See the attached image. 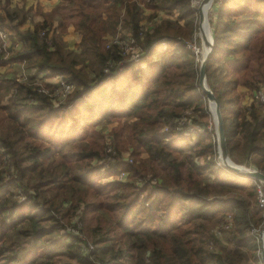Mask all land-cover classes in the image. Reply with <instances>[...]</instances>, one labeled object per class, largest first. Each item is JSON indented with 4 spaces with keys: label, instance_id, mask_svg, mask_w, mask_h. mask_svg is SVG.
<instances>
[{
    "label": "trees",
    "instance_id": "1",
    "mask_svg": "<svg viewBox=\"0 0 264 264\" xmlns=\"http://www.w3.org/2000/svg\"><path fill=\"white\" fill-rule=\"evenodd\" d=\"M189 1L61 0L58 32L71 24L79 53L66 49L49 19L20 30L25 14L2 7L0 27L10 26L22 43L6 60L34 73L23 82L0 77V264H262L254 182L216 166L211 133L194 142L181 136L210 123L198 62L184 42L194 28ZM144 8L176 9L185 25L167 19L144 30ZM121 22L146 71L123 54L125 37H115ZM211 32L205 79L219 102L227 156L264 174V100L242 111L231 97L238 85L264 90V0H223ZM161 43L170 49L156 67L148 58ZM82 54L90 74L80 67ZM6 60L0 53V65ZM58 76L70 93L50 83L43 93L33 83ZM94 114L135 118L111 132L117 151L129 144L132 162L109 155L103 163L123 169L122 179L96 177L92 162L107 148L102 134L73 136V124ZM56 155L60 171L44 163ZM71 216L79 235L64 229Z\"/></svg>",
    "mask_w": 264,
    "mask_h": 264
},
{
    "label": "rangeland",
    "instance_id": "2",
    "mask_svg": "<svg viewBox=\"0 0 264 264\" xmlns=\"http://www.w3.org/2000/svg\"><path fill=\"white\" fill-rule=\"evenodd\" d=\"M138 1H143V3L146 5H148L149 3L155 4V3L159 2V0H138ZM222 1L223 0H211V1H208V2L203 3V4H201V0H197L196 3H192V0L189 1V7L193 11L194 28H193V32H192L191 36L189 37V39L184 40V42L187 44V46H190V45L196 46V48L198 50V54L196 56V60L198 62V70H199V64H200V62L204 56V53H205L204 44H203V41L201 39L204 36L203 32L204 31L209 32L210 36L212 37L211 31H212L213 22H214L215 15H216V10L219 8V6L222 5ZM9 2H10V8L11 7L15 8L16 6H12L13 2L16 4H20V5H26V4L30 5V4L34 3V0L32 2H29L28 0H9ZM37 4H38V2H37ZM202 6H203V11H202ZM208 6H209V9H208ZM198 9H200L202 19H204L206 17V19L201 20V22H199V10ZM207 9H208V11H207ZM9 10H12V9H9ZM206 12H207V14H206ZM51 17L54 19L59 18L60 17L59 9H58V11H57V9H54L51 12ZM167 19L171 20V21L177 20L181 26L185 25V22L182 19H178V10H176V9L152 10L150 8H144L143 13H142V19H141L140 23L144 28L151 29V28L156 27L157 25H160L161 22H163ZM129 31H130L129 28L127 26H125L123 22H121L120 25L117 27V35L115 37L116 38H118V36L122 37V38L125 37L123 41L125 43H129V41L130 42L132 41V40H130ZM79 41H80V39H79ZM64 45H65V43H64ZM65 47H66V49H68L66 45H65ZM155 49L157 51L156 54H153L148 59L150 61H156L155 66L159 67V65L162 62L161 55L166 53L167 51H169L170 48H169L168 44L161 43L159 46H157V48L155 47ZM68 50H70V49H68ZM71 51L79 53L80 49L78 47L77 50H71ZM130 51L131 52H129L127 54V57H131V59H134L135 55L136 56L138 55V50H136L134 48ZM79 61H80V67H82L86 73L90 74V72H89L90 71V61L83 54L80 55ZM133 63L138 67V69H142L144 71L147 70L148 61L146 62L143 60V61L139 62V60L138 61L136 60ZM0 73H5V69L4 68L0 69ZM0 77H2V76H0ZM58 79H59L58 77H53V78L43 80V81H40V79H37L36 81H33V83L40 85L41 88H44L45 83H56L58 81ZM231 92H232L231 97L237 96L238 104H236V105L242 111H244V109L250 104V102L255 100V95L258 94V92L248 91L245 87L240 86V85L234 86V89L231 90ZM261 92H264V90H262ZM115 97H116V95H115ZM55 103H56L55 107H58L57 104H60V103H57V100H55ZM206 103L208 106V111L210 113L209 126L207 127V129L205 131L201 130V132H197V134H194L192 137L187 138V137L183 136L185 140L188 141L189 139H191V141L194 142L197 140V135L207 132V133H211L212 140H214V142L216 144L217 138H216L215 124H214V117H213V113H212L213 112V110H212L213 106H212V104H209L207 99H206ZM69 109H72L71 106ZM74 111H77L76 108L74 109ZM89 117H93V120H91L90 122H85L84 124H80V125L78 124V122L73 124L74 125L73 127L75 129L73 136L81 135V134H83L84 131H87L88 134H90L91 131H97L98 133L103 135V144L105 147L106 146L110 147L111 152L107 153L106 150L104 151V148H103V150L101 152V158H99L98 160H94L92 162V167H94V166H95V168L97 167L96 177L100 178V181L106 182V181L113 179L116 175H119V174L125 172L121 168L110 167V166H106L105 164H103V163H106L108 161H111L109 158V155L118 157L120 160L124 161L127 164H129L130 158L132 159V157L130 155V146L128 143H126V141L123 143V146H122L123 149L119 148L120 151H117V149L114 146V142H113L114 139L111 136V132L113 130L115 131L119 128L118 124L130 125L131 122L133 120H135V118L134 117H130V118L125 117L123 119H119V118L116 119V118L109 117L107 119H102V118L100 119L99 114H97V115L94 114L92 116H88V115L85 116V118H89ZM77 125H79V127L76 128ZM195 126H197V125H192L191 127H195ZM165 130H166V128L163 127V131H165ZM123 139H126V133H124ZM85 141H86V143H88L87 145H90L89 137L86 138ZM83 144H85V143L77 142L74 145H76L77 147H81ZM72 145H71V147H72ZM215 152H216V158H215L216 160L215 159L214 160H215L216 166L224 167L219 161V154H218L217 146H216ZM104 156H105V158H104ZM140 158L143 160H146L145 153L142 152L140 154ZM102 159L104 162L102 161ZM44 163L45 164L48 163L51 168H55L56 171H60L59 156L56 155L52 159H47L44 161ZM240 166L246 167L248 169H253L252 167H248L245 165H240ZM253 170H256V169H253ZM262 216L264 217V214H262ZM74 217L75 216H71L68 219L69 222H67L66 226L64 227L65 231L69 232L71 234L76 233L74 228H72V227H74L73 226L74 220H75ZM263 226L259 230L254 231V233H256V234L258 233V235H259V232L263 228ZM259 239H260L259 245H260V249H261V245L262 246L264 245V236H262ZM259 254H260V251H259Z\"/></svg>",
    "mask_w": 264,
    "mask_h": 264
},
{
    "label": "crops",
    "instance_id": "3",
    "mask_svg": "<svg viewBox=\"0 0 264 264\" xmlns=\"http://www.w3.org/2000/svg\"><path fill=\"white\" fill-rule=\"evenodd\" d=\"M28 1L32 2L33 0H28ZM60 4H61V0H34V3L30 5L27 4L20 5L13 2L12 6H16V7L10 8L9 0H0V15L4 16V12H3L4 9L2 7H6V9L11 13L16 11V13L19 12L25 14L26 18L25 21L21 23L19 27L20 30H32L33 26L36 23H40L44 19H49V21L51 22L50 28L53 29L55 33L60 35L61 40L63 41V43H65L67 48L70 50H77L80 34L77 31H75L74 27L71 24H69L65 28L64 32H58L57 26L60 17L55 19L51 17V12L54 9H57L58 11ZM17 20L18 19H15L12 23L16 24ZM0 29L5 30L9 33L13 44H16V42H21L18 41V39H16L15 35L12 33L10 26L0 27ZM21 45L22 43H19V47L17 48H15L14 46L13 47L18 50L21 48ZM7 58L8 55L5 57V60ZM2 68L5 69V73H0V76L5 78H15L17 81H23L27 75L34 73V70L26 62H12L6 60V62H4L3 65H0V69Z\"/></svg>",
    "mask_w": 264,
    "mask_h": 264
},
{
    "label": "water",
    "instance_id": "4",
    "mask_svg": "<svg viewBox=\"0 0 264 264\" xmlns=\"http://www.w3.org/2000/svg\"><path fill=\"white\" fill-rule=\"evenodd\" d=\"M210 0H201V4L206 3ZM199 10V22L202 20L201 12ZM204 44L205 53L204 56L199 64V70H198V88L203 93L207 101L212 103L213 105V117H214V124H215V131H216V145L217 150L219 154V161L220 163L227 168L228 170L232 171L234 174L245 177L250 179L251 181H260L264 183V174L258 170L248 169L246 167H242L238 164L233 163L226 153V139H225V132L223 128V119L220 113L219 109V102L211 92V90L207 87L206 79H205V67L206 62L212 52L213 49V40L210 36V33L208 32V36L204 35L203 38H201ZM264 233V226L260 230L258 237L260 238L262 234ZM260 260L262 264H264V253L261 250L260 252Z\"/></svg>",
    "mask_w": 264,
    "mask_h": 264
},
{
    "label": "built area",
    "instance_id": "5",
    "mask_svg": "<svg viewBox=\"0 0 264 264\" xmlns=\"http://www.w3.org/2000/svg\"><path fill=\"white\" fill-rule=\"evenodd\" d=\"M196 2H197V0H192V3H196ZM145 29L146 28H144V30ZM42 33L43 32H41V34ZM19 43H21V42H16V44H13V42L11 41L9 33L7 31H5V30L0 29V53L3 54V59H5V57L8 55L9 49L12 46H14L15 48L19 47ZM119 44L122 47L123 54H128L129 52H131L130 50L134 49V47L129 46L128 43H123L122 42V43H119ZM188 47L193 51L195 56H197L198 50H197L196 46L190 45ZM136 60L138 61L139 57L135 55L133 61H136ZM58 78L59 79H58V81L56 83H50V84L57 85L59 87V93L61 95H66V94L70 93L73 90V86L66 84L61 76H58ZM26 79H27V76L24 78L23 81H25ZM23 81H20V82H23ZM39 91H41L43 93H47L48 92L47 89L41 88V87H40ZM255 100H257L259 102H262L264 100V92L259 91L258 94L255 95ZM182 121H184V119H182L181 122H179V124H178L179 126L181 125ZM191 126L192 125L188 126L185 130H183L181 132V135L188 138V137H192L194 134H197V132H201V130H204V129H201L200 127H198V126H195V127H191ZM180 129H181L180 127H177V130H180ZM106 152L110 153L111 152V148L107 147L106 148ZM131 162H132V159L130 158L129 163H131ZM116 176H117V178L122 179L123 177H125V173L123 172V173H121L119 175H116ZM253 182L255 184L256 191H257V193H256L257 205H258L259 208L262 209V212L264 214V183L260 182V181H253ZM72 228H74V227H72ZM74 230H75L76 233H73V234L74 235H78L79 232L77 231V229L74 228ZM87 248L89 250H92L94 247L89 242H87Z\"/></svg>",
    "mask_w": 264,
    "mask_h": 264
},
{
    "label": "bare ground",
    "instance_id": "6",
    "mask_svg": "<svg viewBox=\"0 0 264 264\" xmlns=\"http://www.w3.org/2000/svg\"><path fill=\"white\" fill-rule=\"evenodd\" d=\"M204 5H205V4H204ZM204 5H203V6H204ZM203 6H202V11H203ZM208 9H209V6H208ZM208 9H207V11H208ZM206 14H207V12H206ZM206 14H205V15H206ZM204 19H206V17H205ZM204 19H202V20H204ZM205 21H206V20H205ZM203 34L208 36V32H205V31H204ZM210 104H212V103H210ZM212 106H213V105H212ZM212 108H213V107H212ZM212 110H213V109H212ZM262 236H264V233L262 234ZM262 236H261V237H262ZM261 237H260V238H261ZM261 250H262L263 253H264V248H263L262 245H261L260 252H261Z\"/></svg>",
    "mask_w": 264,
    "mask_h": 264
}]
</instances>
